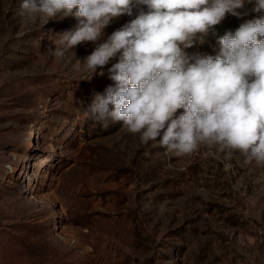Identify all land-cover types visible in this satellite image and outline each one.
<instances>
[{
  "label": "rangeland",
  "instance_id": "1",
  "mask_svg": "<svg viewBox=\"0 0 264 264\" xmlns=\"http://www.w3.org/2000/svg\"><path fill=\"white\" fill-rule=\"evenodd\" d=\"M252 7L186 53L215 54L218 36L261 15ZM75 23L30 24L19 0H0V264H264V163L214 143L173 154L95 119L109 65L80 80L71 51L48 53Z\"/></svg>",
  "mask_w": 264,
  "mask_h": 264
},
{
  "label": "clouds",
  "instance_id": "2",
  "mask_svg": "<svg viewBox=\"0 0 264 264\" xmlns=\"http://www.w3.org/2000/svg\"><path fill=\"white\" fill-rule=\"evenodd\" d=\"M246 4L261 15L218 36L215 54L186 53L226 13L246 15ZM19 14L39 26L75 18L48 53L63 59L71 51L80 80L109 65L111 83L87 105L95 119L120 122L173 154L214 143L264 163V0H19ZM121 15L131 18L106 34ZM82 42L94 47L77 58Z\"/></svg>",
  "mask_w": 264,
  "mask_h": 264
},
{
  "label": "bare ground",
  "instance_id": "3",
  "mask_svg": "<svg viewBox=\"0 0 264 264\" xmlns=\"http://www.w3.org/2000/svg\"><path fill=\"white\" fill-rule=\"evenodd\" d=\"M31 147H33V146H32V142L29 143V148H31Z\"/></svg>",
  "mask_w": 264,
  "mask_h": 264
}]
</instances>
